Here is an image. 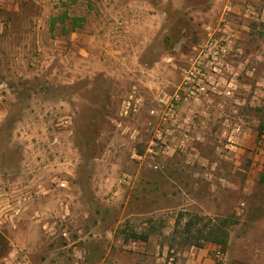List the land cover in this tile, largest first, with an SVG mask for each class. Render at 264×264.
<instances>
[{
  "label": "rangeland",
  "instance_id": "rangeland-1",
  "mask_svg": "<svg viewBox=\"0 0 264 264\" xmlns=\"http://www.w3.org/2000/svg\"><path fill=\"white\" fill-rule=\"evenodd\" d=\"M230 2L0 0V255L24 204H50L56 189L90 238V264H192L194 253V264H264V145L253 163L264 128L260 18L237 43L263 59L236 94L260 104L183 107V148L160 118L194 49L241 7L227 12ZM225 119L243 125L238 147ZM216 225L224 243L210 241Z\"/></svg>",
  "mask_w": 264,
  "mask_h": 264
},
{
  "label": "built area",
  "instance_id": "built-area-1",
  "mask_svg": "<svg viewBox=\"0 0 264 264\" xmlns=\"http://www.w3.org/2000/svg\"><path fill=\"white\" fill-rule=\"evenodd\" d=\"M233 6L229 3L228 11ZM223 13V22L216 28L211 29L207 33L206 40L198 45L194 51V55L187 61L186 66L181 70L180 82L172 94L171 99L167 103L162 116L160 117L166 125V133L170 136L172 144L183 148L190 140L189 127L186 119L180 122V114L182 108H186L189 112L194 113L196 108L202 103L211 104L214 99H226L238 103L240 105L255 106L259 105V98L254 92L248 98L238 101L236 96L239 90L238 79L242 74L251 78L256 72V66L262 61L260 54L246 53L237 41L239 39L237 31L225 21ZM245 17L254 15L253 20H260L264 23V9L258 10L256 6L246 0L242 6V14ZM261 81V82H260ZM258 84L264 87V76L261 77ZM228 121L226 127L229 129L226 135L227 144L232 147H238L240 136L243 132V125ZM225 127V126H224ZM179 133L181 138L178 140L176 134ZM226 134V133H225ZM264 145V128L260 137V142L255 152L253 163H255L262 155V147ZM170 148V145L166 146ZM60 187L64 186L61 182ZM5 217V216H4ZM4 220L0 214V225ZM62 236H66L65 233ZM17 257L13 259L12 264H31L29 256L24 251L16 250ZM213 257L221 260L223 253L220 249H215Z\"/></svg>",
  "mask_w": 264,
  "mask_h": 264
},
{
  "label": "crops",
  "instance_id": "crops-1",
  "mask_svg": "<svg viewBox=\"0 0 264 264\" xmlns=\"http://www.w3.org/2000/svg\"><path fill=\"white\" fill-rule=\"evenodd\" d=\"M245 1L233 0L234 3L241 5V7L235 8L228 20L232 23H230L231 27L237 31L238 36L254 31V25L252 24L254 15L249 17L241 15L242 3ZM248 1L257 6L254 4L256 0ZM234 3L233 5H235ZM243 143H247L250 146L252 141L246 138ZM228 159H231V162L234 161V157ZM47 196H51L52 203H44L45 205H42L40 203L42 201L38 200L30 205L28 203L24 204L25 218L14 224L19 230V235L7 239L11 248H8L3 255H0V264H12L15 256L17 257L16 250L26 252L31 264H90V238L85 240L88 235L84 237L82 235L85 234L84 225L80 226L74 222V219L67 218V216L75 212L74 203L71 199L61 198L59 190L56 189L50 190ZM47 196H42L40 199H49ZM54 198L56 199L54 200ZM4 203L6 204V200H4ZM71 228L79 234L72 236ZM63 233L66 234L65 237L62 236ZM196 257L197 253L191 256L192 264L195 263Z\"/></svg>",
  "mask_w": 264,
  "mask_h": 264
},
{
  "label": "trees",
  "instance_id": "trees-1",
  "mask_svg": "<svg viewBox=\"0 0 264 264\" xmlns=\"http://www.w3.org/2000/svg\"><path fill=\"white\" fill-rule=\"evenodd\" d=\"M75 21V20H73ZM55 22H53L52 24L54 25ZM211 231H213V237L210 239L211 242H214V243H224V238L223 236L226 235V233L224 232L223 228L220 226V225H216L214 227H212ZM145 239V238H144Z\"/></svg>",
  "mask_w": 264,
  "mask_h": 264
}]
</instances>
